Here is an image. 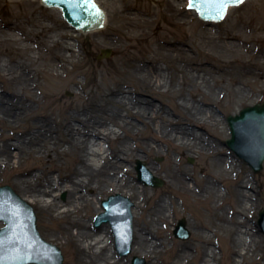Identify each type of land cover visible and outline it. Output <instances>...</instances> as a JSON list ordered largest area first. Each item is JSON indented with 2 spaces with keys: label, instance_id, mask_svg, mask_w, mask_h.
I'll return each mask as SVG.
<instances>
[{
  "label": "bare ground",
  "instance_id": "obj_1",
  "mask_svg": "<svg viewBox=\"0 0 264 264\" xmlns=\"http://www.w3.org/2000/svg\"><path fill=\"white\" fill-rule=\"evenodd\" d=\"M52 8L62 14L60 8ZM231 11H234L232 7L229 8L227 16L222 21L230 19ZM190 12L196 14L194 10ZM185 14L187 13L180 10L176 12L178 23H187ZM122 15L130 16V13L122 12ZM107 20L106 16L104 25L100 24L99 27L91 29L85 27L75 29L70 26L81 33L100 35L107 30L104 29ZM254 21L259 22L257 29L264 28L261 24V22L264 23V15L256 16ZM72 36L70 29L58 27L57 24L45 25L43 29L30 31L23 22L11 18L3 19L0 16V44L23 42L22 51L18 55L9 59L0 56V82H2L0 86V172L11 173L15 183L38 207L42 216L64 222L60 224V228L66 243L72 245L74 253L72 264H121V261L116 259V244L114 245L110 231L105 229L96 233L90 222H87V218L91 210H103L100 201L94 197L99 192H104L105 189L128 192L130 196L136 197L134 200L136 207L133 210L136 241L133 249L151 258L153 254L161 252L160 244L165 247V238L160 231L159 224L169 219V205L161 195L149 194L145 186H137L126 170L124 161L138 155V150L160 152V143L171 141L174 148L204 154V158L207 159L204 166L205 175L213 172L211 161L220 164L227 171L235 170L234 163L222 160L214 140L204 137L195 128L186 126L188 123L204 128L210 135L219 138L221 132L217 130L220 123L218 116L214 110L202 109L199 102L203 98H211L209 89H213L215 82L221 83L222 79H219L221 82L215 79L210 81L205 76H195L185 71L182 78L184 87H191L194 93L191 102H188L187 97L182 96L179 104L180 108L190 114V118L179 115L177 120L167 119L164 107L156 108L155 105L152 109L147 106L141 109V104L135 102V106H140L135 114L148 120L149 122H145L146 125L153 123V120L158 117L166 121L157 125L152 130L153 134L144 135V139L151 138L153 143L147 141L146 144L143 143L141 147L137 146L135 149L127 137H133L139 133L137 122L126 120L119 109L113 110L106 104V97H109L115 99L121 106H128L131 101H128L130 99L128 90L124 86L115 87L113 85H116V82L109 75L105 63L99 67L101 80L96 88L91 90L92 99L82 93L72 98L65 95L67 88L74 85L83 88L84 83L77 76L68 79V63H77L82 56L79 44L66 40ZM125 37L128 40L131 38L128 34H125ZM219 40L221 49L233 54L236 57L235 61L238 62L239 67L236 68L238 72L228 73L234 86L237 87L236 91L241 90L243 96L248 95L249 92L241 85L250 83L252 77L256 84L264 77V61L259 57L261 56L259 51L257 48L250 47L248 35L236 31L224 33ZM122 41L123 38L118 37L115 41H111V46L116 51L122 52ZM243 45L249 51L250 58L247 60L238 58ZM1 53L3 51L0 50ZM117 62L120 65L124 63V59L119 57ZM224 66V69L213 67L227 73L230 66ZM194 70L195 68L190 69L191 72ZM136 72L139 74L137 79L142 82L144 90L171 92L175 87L173 78H170L169 74L164 73L154 63L152 65L140 64ZM48 79L53 80L48 82ZM194 83L196 85H193ZM199 87H206L208 97H201L197 94ZM98 92L105 97L104 101L99 99ZM197 96L201 99L196 98ZM135 101L138 100L135 99ZM129 108L132 109L130 106ZM110 123L118 125L124 134L117 132L110 126ZM211 125L216 126V130L212 129ZM104 140L109 142L110 151L105 147ZM70 153L74 155L73 160L69 159L66 167L62 166L59 162ZM147 167L152 172L161 170V167L155 170L151 164ZM56 170H60L58 177L52 175V172ZM216 175L214 183L207 182L199 186H192L188 173L182 170H174L173 178L180 182L184 191L196 193L199 198L203 197V200L211 202L214 196L218 199L223 198L220 187L216 184L223 177L221 174ZM250 181V176L244 175L233 184L237 197L233 202L230 215L229 211L221 205L219 212L216 209L210 210L211 219L217 221L220 227L228 230L226 241L230 253L233 254L230 257V264H235L234 255L236 254L242 257L238 264H254V259L250 257L247 259V256L252 254L251 252L255 253L263 242V237L255 226L249 224L244 218L249 210L252 197L248 188L251 186ZM203 182H206L204 178ZM63 190L68 193L65 202L60 199V192ZM13 191H16L15 188ZM9 194L12 192L9 191ZM90 195L94 196L90 197ZM21 197L29 203L26 198ZM170 201L175 210L176 204L172 199ZM141 203L144 205L141 206ZM29 205L33 207L31 203ZM138 206L140 213L136 214ZM35 213L37 215L36 210ZM4 224L8 222L4 221ZM30 225L27 227L29 228ZM36 226L38 234L41 235L38 217ZM209 226L204 227L209 228ZM12 237L17 248H28L15 250V252L33 250L32 241L35 236L25 239L19 232ZM42 238L49 243L43 236ZM196 240L199 244L195 254L188 245L174 246L172 258L181 259L182 262L179 263L180 260H178L174 263L168 260L165 264H187L190 260H197L200 264H217L221 261L222 255L218 257L217 250L210 246L212 239L206 231L200 232ZM38 247L39 257L51 255V249L46 248V245L40 243ZM12 249L13 246L10 247V250ZM150 264L158 263L151 261Z\"/></svg>",
  "mask_w": 264,
  "mask_h": 264
},
{
  "label": "rangeland",
  "instance_id": "obj_2",
  "mask_svg": "<svg viewBox=\"0 0 264 264\" xmlns=\"http://www.w3.org/2000/svg\"><path fill=\"white\" fill-rule=\"evenodd\" d=\"M185 1L187 0H97L105 10L108 19L107 25L104 26V29L106 28L107 30L100 35H88L75 30L66 21L60 11L45 6L42 0H0V16L3 19L11 18L23 22L25 27L28 30L30 29V31L43 29L45 25L53 26L54 24H57L58 27H65L71 30L73 36L66 40L79 44L82 56L77 63H68V79L77 76L84 83L83 88L76 85L67 88L65 95L69 98L82 93L92 99L93 94L91 90L95 89L101 80L99 67L105 63L109 75L116 82V85H113L115 87H118V85L124 86L128 90V95L130 96L128 101L131 100L128 106H121L115 99L109 97H106V104L113 110L119 109L126 120L137 122L139 133L133 137H127V140L135 149H137V146L141 147L143 143L146 144L147 141L153 143L151 138L149 140L144 139V135L153 134L152 130L157 125L161 122H166L158 117L153 120V123L146 125L145 122L149 121L143 118V116L140 117L135 114L140 106L141 109L145 106L152 109L155 105L156 108L164 107V113L168 116L166 117L167 119L173 118L177 120L179 115L190 118V114L183 108H180L179 104L182 101L180 99L182 96L187 97L189 99L188 102H191L192 94L194 93L191 87H184L182 78L185 71L195 76H205L210 81L221 78L222 82L219 80L221 83L215 82L212 87L213 89H209L211 91V98H203L199 102L200 105L198 104L202 109L215 111L220 120L217 128L221 132L219 138L213 137L204 128L188 123L186 126L193 127L204 137L214 140L216 149L220 153L222 160L234 163L235 170L227 171L220 164L211 161L213 172L205 175L206 169L204 166L207 159L204 158V154L187 152L178 147L174 148V144L171 141L161 142L160 152L138 150V155L124 161L126 170L137 186H145L149 194L156 193L157 195H161L169 205V219L159 224L160 231L165 238V247L162 244L159 245L161 252L153 254L150 258L141 252L134 251L132 248L129 255L122 256L117 251L115 235L111 225L106 223L97 227L94 223L96 215L102 210H91L87 222H90L92 229H95L96 233H100L105 229L110 231L115 245L116 259L120 260L121 264H132L135 256L145 259L146 264H150L151 261L165 264L168 260L174 263L180 260L179 263H181V259L176 258L174 260L172 258L173 250L176 246L188 245L193 249V253L195 254V250L199 244L196 239L202 231H206L211 236L212 244L210 246L217 250L218 257L222 255L221 261L217 264H230V257L233 254L230 253L226 241L228 230L220 227L217 221L211 219L210 210L216 209L219 212L223 207L229 211L230 215L233 210V202L237 197L233 184L242 176L249 175L251 186L248 188L252 197L249 203V210L244 218L248 220L249 224L255 226L258 233L263 237V242L255 250V253L251 252L252 254L247 256V259L249 257L254 259V264H264V231L259 223V212L264 208V169L260 172H255L243 158L239 157L228 147L226 142L231 137L230 125L227 120L228 116L239 113L245 106L264 101V77L256 84L254 83L255 79L252 77L250 83L241 85L249 92L248 95L243 96L241 90L236 91L237 87L234 86L228 73L238 72L236 70L239 67L238 62L235 61L236 57L233 54L221 49L219 40L220 36L223 37L224 33L231 31L246 34L248 35L250 47L252 49L257 48L261 55L259 57L264 61V28L257 29L259 22L254 21L256 16L264 15V0H245L238 6H231L232 10H234L233 12L231 11L232 16L229 20H221V22L203 20L197 12L196 14H192L188 5H185ZM178 10L187 13L185 14L187 23H178L179 20L176 15ZM122 12H129L130 16H123ZM261 24L264 25L263 22ZM125 34H128L131 38L128 40ZM118 37L123 38L122 52L116 51L111 46V41H115ZM22 45L23 42L0 44V50L3 51L0 56L4 59H9L14 55H18L22 51ZM108 50L109 53H107ZM66 54H69V52H66ZM119 57L124 59V63L120 65L117 62ZM238 58L245 60L250 58L249 51L245 49L244 45L241 47ZM152 63L156 64L164 73L169 74L170 78H173L175 87L171 92L164 90L154 92L142 88V82L137 79L139 74H137L136 68L140 64L152 65ZM224 65L230 66V69H227V73L213 67L217 66L224 69ZM191 68H195V70L191 72ZM52 74L54 75L53 72ZM240 76L243 78L242 75ZM52 80L48 79V82ZM193 85H196V83ZM0 86H2V82H0ZM205 89L206 87H199L197 94H200L201 97H206L207 92ZM220 91H222L221 94ZM97 96L102 101L105 100L101 92H98ZM200 96L196 98L201 99ZM134 98L138 101H135ZM135 102L141 105L137 107L135 106ZM166 118L164 119L166 120ZM110 126L120 134H124V131L118 125L110 123ZM211 126L212 129L216 130V126ZM104 145L110 151L109 142L104 140ZM73 156V153H70L59 163L66 167L69 159L73 160ZM138 159L146 165L151 164L155 170L161 167V170L152 173L162 178L165 181L164 185L154 187L142 183L138 178L135 168ZM36 163L39 162L36 161ZM174 170L187 172L192 186L205 185L207 182L214 183L216 174H221L224 180L221 179L216 184L219 185L223 198L218 199L214 196L212 201L208 202L203 200V197L199 198L196 193L184 191L180 182L173 178ZM59 173L60 170H56L52 172V175L58 177ZM203 178L206 182H203ZM15 182L11 173L0 172V186L4 184L11 185L17 193L21 194L33 205L37 212L41 235L47 241L58 245L62 249L65 257L63 264H72L71 261L74 257L72 245L66 243V239L63 238V231L60 228V224L64 222L50 220L42 216L38 207L26 197ZM121 191L118 189H105L104 192H99L97 196L90 195V197L94 196L96 200L100 201V205L103 199L117 192L128 196L133 202L136 200L135 196H130L128 192ZM67 198L68 193L66 190L61 191V201L65 202ZM170 199L176 204L175 210L172 208ZM143 205L141 203V206ZM139 213L140 207L138 206L136 214ZM182 218L187 219V227L191 231V236L188 239L179 238L174 233L178 221ZM207 225H210L209 228L204 227ZM3 226L4 222L0 221V228ZM135 241L136 237L134 234V243ZM234 256V263L238 264L242 260V257L240 254ZM184 263L186 262L184 261ZM187 264H200V262L190 260Z\"/></svg>",
  "mask_w": 264,
  "mask_h": 264
},
{
  "label": "water",
  "instance_id": "obj_3",
  "mask_svg": "<svg viewBox=\"0 0 264 264\" xmlns=\"http://www.w3.org/2000/svg\"><path fill=\"white\" fill-rule=\"evenodd\" d=\"M45 3L62 6L66 17L76 27L84 26L86 29H91L95 26L99 27L105 22L103 9L95 0H45ZM93 3L95 8L92 7ZM189 3L195 4L194 7L190 8L197 10L202 18L208 20L221 19L215 18L209 10V5L200 2V0H189ZM238 4L240 3L229 6ZM228 122L232 133L231 138L227 139L228 146L244 158L256 172L261 171L264 168V102L246 106L238 114L229 115ZM136 169L139 180L145 184L155 187L164 184V180L156 177L141 160L137 161ZM9 191L12 194H9ZM3 205L4 207H2ZM102 205L105 210L96 216L95 225L100 226L109 222L113 227L119 254L122 256L129 255L134 243L133 206L135 203L128 196L116 193L104 199ZM36 219L37 215L33 207L16 191L14 192L11 186L0 187V220L8 222L6 226L0 228V264L63 263L62 250L55 244L46 242L38 234ZM259 222L264 229V208L260 211ZM29 224L31 225L28 228L27 225ZM19 232L21 237L25 239L35 236L32 241V251L15 252V250L26 248H17L15 245L12 235L14 236ZM174 232L176 236L181 238L190 237L191 232L187 228L186 218L179 220ZM40 243L51 249V255L39 257L38 246ZM11 246H13L12 250H10ZM132 264H146V261L135 256Z\"/></svg>",
  "mask_w": 264,
  "mask_h": 264
},
{
  "label": "snow or ice",
  "instance_id": "obj_4",
  "mask_svg": "<svg viewBox=\"0 0 264 264\" xmlns=\"http://www.w3.org/2000/svg\"><path fill=\"white\" fill-rule=\"evenodd\" d=\"M200 2L209 5L210 12L214 15L215 18H223L226 14L227 9L230 4L241 3L242 0H200ZM194 3H190L189 7H194ZM92 7L95 8V4H92Z\"/></svg>",
  "mask_w": 264,
  "mask_h": 264
}]
</instances>
